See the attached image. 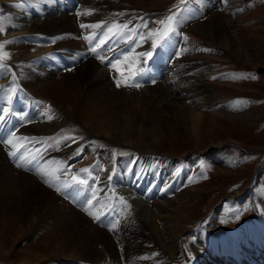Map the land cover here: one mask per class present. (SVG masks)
I'll list each match as a JSON object with an SVG mask.
<instances>
[{
	"label": "bare ground",
	"instance_id": "obj_1",
	"mask_svg": "<svg viewBox=\"0 0 264 264\" xmlns=\"http://www.w3.org/2000/svg\"><path fill=\"white\" fill-rule=\"evenodd\" d=\"M119 1L30 0L36 7L33 12L37 14L40 12L41 14L37 18L33 17L30 10L32 14L26 8H21L20 1L16 6L1 8V11L4 9L0 16L3 24L18 29L14 34H18L22 38L32 39L34 42H38V45L45 46L40 47L32 44L27 45L29 47L22 44L14 46L11 45V41L5 45V42L0 39L4 44V46L3 44L0 45L2 46L0 47V57L4 58L9 65L5 67L9 69L8 74L6 73L8 76L0 80V84L4 81L3 86L0 87V115L8 118L7 127L13 123L21 126L8 138H3L0 135V139L6 140V142L0 141V221L6 214L16 213L22 216L25 226L22 230V237L30 242L33 241L38 231H41V234L49 232L42 243L43 252L37 251L34 245L26 251H20L29 255L22 263L33 264L30 261L40 258L38 264L43 262L46 264H153L155 262L153 257L148 253L143 254V248H146L144 243L146 242L141 238V234L147 231L146 227L148 226L152 228L154 233L152 235L156 237V246L161 249L165 259L168 258L169 254L175 255L180 252L172 240L166 241L156 219H162L164 223L167 219L168 225H163L165 229H171V223H176L174 226L179 228L182 222H189L184 213L189 212L193 204H196L193 202L195 198L192 199V196L197 197V195L186 190L183 192L185 195L183 201H178L175 204L173 199L164 200L159 206L161 212L158 211V214H155L154 209L150 211L141 206L140 214L137 215L138 212L134 211V207L140 206L139 198L142 200L147 198L148 200L145 201L152 202L159 197L174 196L173 191H179L186 184L187 178L185 176L180 178L182 181L179 180V182L182 185L174 189L172 184L166 185L167 180H164L160 170L154 175H148L147 169L154 167L156 160L154 157L145 160L137 159L140 156L136 155L142 154L140 152L142 147L133 139L134 129L130 116L123 111L122 107L126 110L128 104L134 105L132 108L138 112L140 99L137 92L139 88L143 87V97L158 107L159 111H174V108L179 106L178 104L185 102L186 117L193 124L192 132L199 134L210 125L205 121L207 109L219 108L223 105L216 102L215 92L210 85L204 83L205 80L199 73L201 68L197 67V64L194 62L191 64L190 62L184 63L186 61L184 58H181L184 60L179 58V62L175 63L178 60L176 61L174 58L175 61L172 64L174 69H170V62L175 55V50L181 43L178 41L179 30L175 25V31L170 33L167 38L160 41L157 36L154 46H150L143 54L140 55L139 53L134 57L133 52L139 39L142 38L143 45L149 38V36L142 34L145 19H140L131 24L132 19L127 18V16L124 18L127 19L122 20L120 26L114 29L113 24L121 19H104L111 15L112 9L116 10L122 4ZM201 1L199 2L201 3ZM41 2L43 4L40 10V5L37 4ZM208 4L212 8L202 4L207 14L206 21L198 20L193 24L191 23L192 25L189 23L191 26L187 25V29L209 36L223 46H231L233 40L226 23V15L213 8V6H218L217 1ZM186 6L187 9H183L180 14L181 18L178 17L177 22L180 24L189 22L186 15L192 17L203 13L201 5L198 9L188 4ZM53 10L56 12L54 13ZM68 10H72L73 13L71 14L76 17L69 14L63 15V13H69ZM54 14L62 15L53 16ZM183 15L185 16L184 20L182 19ZM71 36H75L79 41L81 39V42L82 39L85 40L80 49H72L71 54L66 57V53L59 51L64 48L57 49L56 46L66 45V40H71ZM49 41L54 44L49 43L50 45L47 46ZM31 46L36 47L33 50L35 52L28 51L29 48H32ZM49 47L57 50H49ZM181 50L179 54H176L178 57L179 55L183 56V54L186 56L189 51H202L198 50L194 44L191 47L186 42H184V46L182 45ZM3 53L8 54L6 58L3 57ZM111 53H113V59L119 60L115 64H111V61L110 65L104 64L102 60ZM147 53H151V55H148L144 61H140ZM148 60L151 64L144 72H149V74L154 72L153 78L156 80L157 74L162 76L164 68L167 67V75L170 72V76L167 77L166 75L165 80L162 79L164 80L163 83H133L132 85L129 80L139 70L143 69L144 65L146 66ZM61 66L64 67L62 71L59 70ZM73 67L76 68L77 74L71 72ZM17 69L23 70V72H18ZM36 70L42 72H36ZM56 73L59 76L62 73L66 74L63 76V80H59L55 75ZM117 81L120 82V86H117ZM168 83L171 84L169 88L165 85ZM5 85L16 91L13 95L14 101L13 98L5 101V92L2 91ZM120 87L122 88L119 89ZM116 95L118 99H116ZM225 106L233 107V109L242 108V106L235 107L234 104H226ZM220 112L226 117L233 116L230 111L222 109ZM46 113L47 115L43 116ZM242 115L249 116L250 113L244 111ZM23 121L25 122L23 123ZM76 124L82 125L83 128L94 134L92 140L95 137L107 138L113 143L133 146L137 154L130 156V160L124 157L127 156L126 154L116 160L110 158L112 159L111 164H104L98 159L99 161L92 168H86L88 170L86 174H84L85 172H78L80 175L74 176L72 173L67 174V172L75 169L73 166L70 167L75 159L87 162L88 152L87 156H82L85 148L94 152L101 149L96 142L84 140L82 135L75 133L76 129H69L70 126L76 127ZM65 136L67 137L64 138ZM19 147L22 152L20 151L17 155ZM64 151L72 154L74 152L76 155L73 154L74 158H72L71 154L57 156L54 154ZM77 153H80L79 158ZM13 157L16 163L12 160ZM195 158L189 157L187 162H177V166L181 168L180 170L190 172L187 164L191 165L192 159L197 162ZM118 160H128L127 164L136 166L139 173L135 168L128 165V169L125 171L120 170ZM163 161L168 167L175 165L168 158L163 159ZM167 163L170 164L167 165ZM100 164L103 166L101 167ZM18 165L30 170L33 168V171ZM145 166H147L146 169ZM81 170L83 169H76L75 171ZM104 175L106 179L103 178ZM139 176L144 181H141ZM81 180L86 181V183H79ZM189 193L190 195H188ZM153 197L155 199L151 201ZM115 206L117 207L116 211H114ZM106 211H109V215L102 219L101 216L105 215ZM99 216L98 222L104 223V227H99V223L96 225L93 221L94 219L97 220ZM145 217L148 219L147 222ZM146 224L148 226L145 227ZM260 228L261 223H255L253 226V230H260ZM184 229L180 230L183 231ZM259 230L260 241L254 243L250 241L251 244L248 247L243 245L247 243V238L240 231L233 232L230 236L227 235L222 239L207 235L206 247L202 248L203 253L200 254L201 264L209 263V261L211 264H264V234ZM109 234H112V237ZM102 243L106 244L104 250L97 247ZM240 243L242 246L239 245ZM105 254L110 257H106ZM209 254L212 256V261ZM62 255L71 256L77 261H65ZM218 256H221V259ZM91 257L98 258L97 261L99 262L89 263ZM230 257L233 258L228 260ZM197 259L198 257H194V262Z\"/></svg>",
	"mask_w": 264,
	"mask_h": 264
},
{
	"label": "rangeland",
	"instance_id": "obj_2",
	"mask_svg": "<svg viewBox=\"0 0 264 264\" xmlns=\"http://www.w3.org/2000/svg\"><path fill=\"white\" fill-rule=\"evenodd\" d=\"M19 1L21 2L20 7H24V9L26 8L28 11L30 10L33 14L30 11L29 12L33 15V17L37 18L41 16L40 12H38V14L33 12L34 9L36 10V7L30 2V0H0V16L2 15V12H4V9L1 11L2 7L16 6ZM199 1L201 0H120L119 3L122 4H120L116 10L112 9L113 11H110L111 15H108L109 17L106 16V19L104 20H107L108 18H112L111 20L116 18L121 19L117 23L113 24V28L117 29L120 26L121 21L126 20L127 18L132 19L131 24H134L140 19H145V26L142 34L149 36V38H147L143 45L142 38L139 39L138 45L133 52L135 57L139 53L140 55L143 54V52L150 46L155 45L157 36L152 35V33L158 30L162 31L164 28V25L160 24L159 22L165 21L167 17L176 14V22L173 24V27L175 25V27L179 30L180 36L178 34L177 36L178 41L181 42V45L178 44L175 50V55L182 51L181 49L182 45L184 46V42L188 43V45L191 47L192 44H194L198 47V50L202 51H189L186 56L183 54V56L179 55V57L178 55H173L171 60L172 62H170V69H174L172 66L175 61L174 58H176V61L180 58V60H186L185 62L183 61L184 63L190 62L191 64V62H194L197 64L198 66H196L201 68H199L201 71L199 73L203 76L205 80L204 83L208 84V86L210 85V87L213 88L217 98L216 102H219L220 105H223L219 108L212 107L207 109L208 111L205 115L206 118H204L206 123L210 124L209 126L206 124L208 128L205 127L206 129L204 128V130L199 134L193 133V124L191 120H188L186 117L187 111L185 102H181V105L178 104L179 106L175 107L174 111H159L160 109H158V107H155L153 104H151L152 102L150 103L148 99L143 97V87L139 89L137 88V93L140 99V109L138 112L132 108L134 105L128 104V108H126V110H124L122 107L123 111L130 116L131 124L133 125L134 129V135L132 134V137L136 143H139L140 147H142V150L140 151L142 154L136 155L137 151L133 146H125L123 144L120 145L119 143L115 142L113 143V141L107 138L100 139L95 137V139L92 140L94 134L83 128L82 125L80 126V124H76V127H69V129H76L74 132L82 135L84 140L96 142L101 147V149L94 152L88 150V148H85L84 154L82 156H87L88 152L87 162L77 159H75V162L71 164L69 162L68 165L70 164V167L73 166L75 169H73L71 172H67V174L72 173L73 176L80 175L78 172L85 171H75L76 169L80 170L84 168H92L99 160L103 161L104 164H108L112 160L110 158H114L116 160L118 157H122L126 154L127 156L124 157L130 160V156H134L135 154L136 156H140L137 158L139 160H145L149 157H154L156 163L154 167H149L147 169L148 175H154L158 170H160L164 180H167V186L172 184L174 189H176L182 185L179 182L180 178L183 176L187 178L186 184H184L183 187L179 189V191H173L174 196L172 195L167 198L159 197V199H157L158 201L155 200L156 202L152 201L155 199L154 197L151 198L152 202L145 201L147 198H145V200L139 198L138 201L140 206L134 207V211L136 213L138 212V216L140 214L139 209L141 206L148 208L150 211L151 209H154L156 212L155 214H158L161 212V207L159 206L164 200L166 201L168 199H173L175 204L178 201H183L185 199L183 192L186 190L191 194L194 193V195H197V197L192 196V199L195 198L193 202H196V204H193L189 212L184 213L187 215L186 217H188L189 222L181 223L179 228H185L183 231L174 226L176 223H171V229H165L163 225H168L167 219L166 223H164L162 219H156L158 221L157 223L161 227V232L164 234L163 236H165L164 238L166 241L172 240L173 244L178 247L180 251L178 254H169L168 258L165 259L161 253V249L156 246V237L155 235H152L154 234L152 232V228H149V223L145 225V227L148 226L146 227L147 231L141 234V238H143L146 242L144 243V247L146 248H143V254L145 255L148 253L150 256H152L155 260L153 264H182L184 262L187 264H201L202 262L200 254L203 253L202 248L206 247L205 241L207 235H211L212 238L217 236L218 238L222 239L227 235L230 236L233 234V232L236 233L240 231L241 234L247 238V243H244L243 245L248 247L251 244L250 241H253V243L260 241L258 236L259 229L253 230L255 223H261V228L259 231L264 234V0L208 1L210 4L214 1H217L218 6H213V8L219 10V12L225 14L227 17L226 23L233 40V44L229 47L221 45L217 40L212 39L209 36L203 35L202 33L194 30L190 31L187 29V25H189V23L193 24L198 20L206 21L207 19V14L205 13V9L202 4L207 5L208 7L211 5L206 3L207 0H202V4ZM42 4L43 2L37 4L40 5V10L42 8ZM187 4L197 9L200 8L199 6L201 5L203 13L192 17H190V15H186V19L189 22L187 24H180V22H177L178 17L183 12V9H187ZM79 5L80 3L78 6ZM53 11L54 13L56 12L55 10ZM68 11L69 13H63V15L69 14L71 16H75L71 14L73 13L72 10ZM17 15L19 16V14ZM60 15L62 14H54L53 16ZM125 17L127 18L124 19ZM182 19H185L184 15ZM17 31L18 29L15 27L5 26L2 22V19L0 18V39L5 42V45L11 41V45L14 46L22 44L26 45V47H29L27 45L32 44L45 47L41 46L42 44L38 45L39 43L34 42L32 39L22 38L18 34H14ZM183 36L185 37L182 38ZM71 37V40H66V45H58L56 48H64V51H59H62L67 55L71 54L72 49H80L85 39H82L81 42V39L79 41L75 38V36ZM12 38L13 40H11ZM1 40L0 45L3 44ZM49 43L52 45L54 44L52 41H49L46 45L48 46ZM33 47L29 48L28 51L35 52L33 50L36 47ZM56 48L49 47L48 49L51 50ZM146 57H148V55H145V57H143L140 61H144ZM186 58L190 60L187 61ZM178 62L179 60L175 63ZM0 65L3 66L0 67V78H2L0 80H3L6 78V76H8L7 74L9 69L8 67H5L9 65L2 57H0ZM3 68L6 70L4 69V71ZM62 68L64 67L61 66L59 70L62 71ZM164 69L165 70H163L162 76L157 74V79L155 82L163 83L165 80L164 78L167 75L168 68L165 67ZM75 70L76 68H74L71 72L73 74H77ZM17 71L23 72V70L18 69ZM36 72L42 71L36 70ZM66 73H62L60 76L58 73L55 75H57V79L63 80V76ZM169 73L167 77L170 76ZM17 74L19 78L22 79L20 74ZM3 84L4 81L2 84H0V87L3 86ZM145 84L153 83L145 82ZM165 85L169 88L171 84L168 83ZM121 88L122 87L119 89ZM25 89L28 90V88ZM2 91L5 92V101L13 98V95H15L16 92L12 87L7 85L4 86ZM34 95L36 96L35 93ZM116 99H118V96ZM207 104L209 105V103ZM226 104H234L236 105L235 107L242 106V108H228L225 106ZM144 107L145 110L143 111ZM222 109L230 111L233 116L226 117L222 115L220 112ZM244 111L249 112L250 115H242ZM46 115L47 113L43 116ZM66 137L67 136L64 138ZM54 154H56V156L61 154H71L72 158H74V155H76L74 152L73 155L70 152L67 153V151L56 152ZM77 157H80V153H77ZM189 157H196L195 160H197V162H194V159H192L191 161L193 162L191 165L189 163L187 164L189 166L190 172L180 170L181 168H179L177 164L180 162L189 161ZM165 158H168L171 163L175 165H172L171 167L166 166L163 161ZM127 161L118 160V164L121 167L120 170L125 171L128 169V165L132 168H135L138 171L137 173H139L137 167L133 164H127ZM169 164L170 163H167V165ZM102 166L103 165H101V167ZM146 168L147 166H145V169ZM86 173L87 171L84 174ZM103 178L106 179L105 175ZM141 181H144L143 178H141ZM190 193L188 195H190ZM121 196L126 199V197L123 195ZM156 203H158V205H156ZM126 218L127 216L125 219ZM145 218L147 222L148 219L147 217ZM2 220L0 221V264H28L22 262H24L29 255L26 253H21L20 251H26L33 245L36 247L37 251L43 252L42 243L46 239L45 236H47L49 232L41 234L42 232L38 231L35 234L33 241L30 242L29 240L22 237V230L25 227L22 216H19V214L16 213L6 214L3 216ZM93 221H95L96 225L98 224L96 219ZM98 225L99 227H104V225L100 223ZM109 235L112 237V234ZM239 245L242 246V243ZM105 246L106 244L102 243L97 247L101 250H104L106 249ZM105 255L106 257H110L107 254ZM62 257L65 261H77L75 258H72L71 256L69 257L68 255H62ZM194 257H198L197 261L195 262ZM209 257L212 261L213 259L211 258V254H209ZM218 258L221 259V256H218ZM232 258L233 257H230L228 260ZM97 260L98 258L91 257L89 258L88 262H99ZM39 261L40 258L32 262L30 261V263L34 264ZM209 263L211 264L210 261ZM40 264H46V262Z\"/></svg>",
	"mask_w": 264,
	"mask_h": 264
},
{
	"label": "snow or ice",
	"instance_id": "obj_3",
	"mask_svg": "<svg viewBox=\"0 0 264 264\" xmlns=\"http://www.w3.org/2000/svg\"><path fill=\"white\" fill-rule=\"evenodd\" d=\"M175 22H176V14H173L172 16L167 17V19L165 21L159 22L160 24L164 25L163 30L158 31V32H153L152 35L158 36L159 40L163 41L165 38H167L169 36L170 33L175 31V28L172 26ZM82 27H84V26L82 25ZM0 47H2V46H0ZM93 51H95V49H93ZM7 55H8L7 53H3V57L6 58ZM147 55H151V53H147ZM0 67H3V66L0 65ZM117 86H120L119 81H117ZM0 119H3V116H0ZM9 143H11V141H9ZM82 171L86 172L88 170L83 169ZM79 183L84 184V183H86V181L81 180V181H79ZM57 190L59 191V189H57ZM85 211H87V209H85ZM97 219H99V217H97Z\"/></svg>",
	"mask_w": 264,
	"mask_h": 264
}]
</instances>
